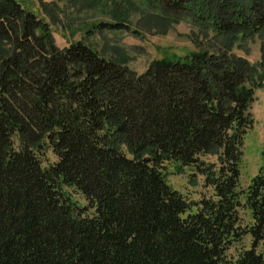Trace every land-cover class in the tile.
I'll use <instances>...</instances> for the list:
<instances>
[{
  "label": "trees",
  "instance_id": "trees-1",
  "mask_svg": "<svg viewBox=\"0 0 264 264\" xmlns=\"http://www.w3.org/2000/svg\"><path fill=\"white\" fill-rule=\"evenodd\" d=\"M112 2L97 29L129 31L136 8L161 35L190 23L194 51L138 74L0 0V264H264V151L241 181L264 43L257 64L235 53L264 42V0ZM169 166L210 195L189 200Z\"/></svg>",
  "mask_w": 264,
  "mask_h": 264
},
{
  "label": "rangeland",
  "instance_id": "rangeland-1",
  "mask_svg": "<svg viewBox=\"0 0 264 264\" xmlns=\"http://www.w3.org/2000/svg\"><path fill=\"white\" fill-rule=\"evenodd\" d=\"M28 9L45 18L53 28L57 45L65 48L71 43L83 41L98 50L108 59L124 62L138 74H143L148 66L155 60L165 57H183L194 51L191 34L196 29L190 23L183 21L172 24L167 35L159 34L158 30L149 31L141 22L142 14L134 10L130 14L127 25L129 31H102L97 29L101 24L114 23L116 14L112 12V0H105L107 9L101 5L97 8H84L79 13H74L76 0H19ZM90 0H86L88 3ZM124 0H118L122 3ZM44 3L55 7L58 5L65 13L59 11L60 21H52L50 9ZM81 1H79L78 5ZM83 3V1H82ZM102 3V2H101ZM122 8L125 4L122 3ZM48 9V10H47ZM77 10V9H76ZM54 13V12H52ZM138 32L139 34H134ZM158 32V33H157ZM263 41L258 38L235 49V53L247 59L251 64L261 61ZM255 103L252 109L256 125L254 131L246 140L242 164V186L247 187L251 180L258 174L263 164L264 151V87L255 92ZM168 183L185 197L192 201H199L210 195L203 184V178L198 176L197 183L193 184L190 177L193 172L189 169L184 174L176 171L175 166H169ZM84 203V202H82ZM248 240L245 244L248 246Z\"/></svg>",
  "mask_w": 264,
  "mask_h": 264
}]
</instances>
